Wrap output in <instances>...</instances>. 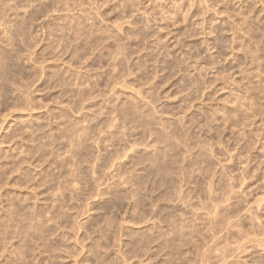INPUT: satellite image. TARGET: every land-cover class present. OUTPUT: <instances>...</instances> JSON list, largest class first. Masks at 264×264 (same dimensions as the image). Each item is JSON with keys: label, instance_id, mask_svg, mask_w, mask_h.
Masks as SVG:
<instances>
[{"label": "rangeland", "instance_id": "374dc122", "mask_svg": "<svg viewBox=\"0 0 264 264\" xmlns=\"http://www.w3.org/2000/svg\"><path fill=\"white\" fill-rule=\"evenodd\" d=\"M263 89L264 0H0V264H264Z\"/></svg>", "mask_w": 264, "mask_h": 264}, {"label": "bare ground", "instance_id": "6f19581e", "mask_svg": "<svg viewBox=\"0 0 264 264\" xmlns=\"http://www.w3.org/2000/svg\"><path fill=\"white\" fill-rule=\"evenodd\" d=\"M255 76V75H254ZM263 84V83H262ZM257 86V85H256ZM261 89V88H260ZM253 90V89H252ZM264 90V89H263ZM253 92H254V90H253ZM252 92V93H253ZM258 92V91H257ZM259 93V92H258ZM255 95V94H254ZM249 97V96H248ZM253 98V97H252ZM260 100H262V99H260ZM250 102V101H249ZM252 103V102H251ZM246 105V104H245ZM260 107V106H259ZM250 108V107H249ZM254 108V107H253ZM251 109V108H250ZM260 109H262L261 107H260ZM263 110V109H262ZM261 112H263V111H261ZM167 136V135H166ZM165 139H167V137L165 138ZM150 160V159H149ZM156 160V159H155ZM151 162H152V160H151ZM156 162H157V160H156ZM175 191H176V189H175Z\"/></svg>", "mask_w": 264, "mask_h": 264}]
</instances>
